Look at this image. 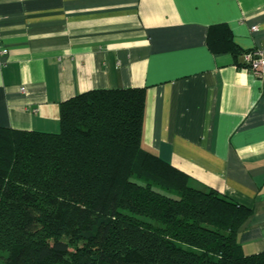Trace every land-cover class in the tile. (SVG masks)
<instances>
[{"label":"crops","instance_id":"crops-1","mask_svg":"<svg viewBox=\"0 0 264 264\" xmlns=\"http://www.w3.org/2000/svg\"><path fill=\"white\" fill-rule=\"evenodd\" d=\"M0 15V127L59 134L63 102L145 88L143 147L251 209L239 242L264 252V75L243 63L264 50V0H0ZM218 25L240 56L210 48Z\"/></svg>","mask_w":264,"mask_h":264},{"label":"trees","instance_id":"trees-1","mask_svg":"<svg viewBox=\"0 0 264 264\" xmlns=\"http://www.w3.org/2000/svg\"><path fill=\"white\" fill-rule=\"evenodd\" d=\"M213 51L233 45L210 29ZM145 88L61 104V132L0 127L3 264H264L239 242L253 211L143 147Z\"/></svg>","mask_w":264,"mask_h":264},{"label":"built area","instance_id":"built-area-1","mask_svg":"<svg viewBox=\"0 0 264 264\" xmlns=\"http://www.w3.org/2000/svg\"><path fill=\"white\" fill-rule=\"evenodd\" d=\"M0 20H1V15H0ZM254 30H256V28H254ZM3 53L4 52L1 46V34H0V58ZM243 63L247 69H249L256 75L258 76L264 75V50L255 48L245 52L243 54ZM22 91L25 92V89L23 88Z\"/></svg>","mask_w":264,"mask_h":264},{"label":"rangeland","instance_id":"rangeland-1","mask_svg":"<svg viewBox=\"0 0 264 264\" xmlns=\"http://www.w3.org/2000/svg\"><path fill=\"white\" fill-rule=\"evenodd\" d=\"M8 256V252L0 248V264H3Z\"/></svg>","mask_w":264,"mask_h":264}]
</instances>
